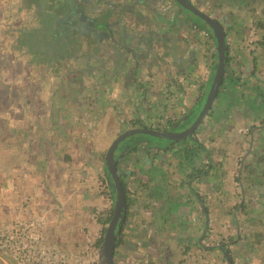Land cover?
I'll return each mask as SVG.
<instances>
[{"label":"crops","instance_id":"0c3cea01","mask_svg":"<svg viewBox=\"0 0 264 264\" xmlns=\"http://www.w3.org/2000/svg\"><path fill=\"white\" fill-rule=\"evenodd\" d=\"M164 1L77 0L74 42L62 43L60 79L66 104L42 105L39 117L32 105L25 111L19 105L0 111L1 221L11 219L23 194L34 197L37 211H54L53 201L62 206L60 194L65 207L75 206L76 198L112 203L99 192V184L117 133L113 105H122L125 114L121 131L142 121L157 130L177 115L174 95L183 94L199 75L201 54L187 42L201 43L191 29L194 23L178 6L170 23L161 12ZM190 1L228 33L229 71L237 86L215 101L199 128L203 151L193 141L172 145L146 140L118 151L119 173L128 190V220L115 264H229L224 252L232 264H264V44L252 28L254 17L264 18V0H256L253 17L244 16L245 10L237 12L234 23L217 7L218 0ZM216 58L217 52L211 51L204 61L213 68ZM209 86H202L190 102V117L183 121L195 108L199 112ZM86 113L99 124L98 135L96 129L89 139L81 136V122L72 120ZM242 129L250 131L243 134ZM241 154L242 167L236 170L234 162ZM235 180L241 184L239 191ZM209 222L213 236L208 234ZM55 226L51 232L57 245H80L63 239L62 225ZM234 230L236 236L231 235ZM212 240L225 242L230 250ZM2 263L12 264L0 252Z\"/></svg>","mask_w":264,"mask_h":264},{"label":"built area","instance_id":"2783aa9c","mask_svg":"<svg viewBox=\"0 0 264 264\" xmlns=\"http://www.w3.org/2000/svg\"><path fill=\"white\" fill-rule=\"evenodd\" d=\"M161 12L172 23L177 18V4L174 0H165L161 5ZM191 29L199 35L201 41V43L196 44L187 39L189 49L201 54L197 62L199 75L197 81L187 84L183 94L174 95V102L178 105L177 115L170 119H164L165 121L161 120L164 121L159 127L161 131H170V123L179 124L183 121L189 111L190 102L197 97L202 86L210 83L213 75L212 64L209 61H204V58L210 56L211 51L216 52L211 33L206 28L196 24H193ZM113 108L118 117V124L124 127L126 121L121 115L122 105L115 104ZM79 121L82 126L81 136L84 139L91 138L97 129L96 119L86 113ZM139 127H147V124L142 121L139 123ZM241 131L243 134H248L250 129H242ZM193 138L200 145L205 144L198 131ZM243 156L244 154H241L237 158L236 170L242 167ZM100 172L101 176H104L102 175L104 168L103 170L100 169ZM234 187L239 191L240 182L235 181ZM11 215L10 220L1 221L0 219V252L12 264H101L103 241L108 225L102 224L100 221L104 219L106 211L92 209L87 213L86 223L81 227L83 240L76 249L61 248L52 240L51 231L53 227L57 228L55 222L48 214L35 209L34 197L31 195H20ZM212 226V223L209 222V233L212 232ZM224 243L220 241L215 246L230 250V246L224 245Z\"/></svg>","mask_w":264,"mask_h":264},{"label":"trees","instance_id":"16d2710c","mask_svg":"<svg viewBox=\"0 0 264 264\" xmlns=\"http://www.w3.org/2000/svg\"><path fill=\"white\" fill-rule=\"evenodd\" d=\"M66 1L68 0L63 1V4H66ZM51 4L52 1L50 0H0V12H1L0 24L2 25L1 34L3 36L2 46H5L7 50V54L5 55L8 56L7 57L9 60L8 65L11 68H14V67H18V63L21 62L19 65L21 71L17 76V85H22L21 82L35 83V81L38 80V76L40 74L39 67L55 69L59 66L60 61H62V42L53 43L54 39L60 41V38L62 39V34L64 33V35L66 36L65 43L74 42L75 26H76L75 24L78 20L76 17L77 16L76 11H74L75 4L71 3L70 9L68 8V6L62 5L60 3H58L57 5H51ZM255 4H256V0H218L217 1V7L220 8L221 10H225L226 12H228V15L231 18L230 21L232 23H234L235 20L234 16L240 10L246 11L244 16L253 17V14L256 12V6H254ZM63 6L65 8L62 10ZM31 8L33 9V13L30 12ZM52 8L54 11L57 10L54 17L56 18L59 17L61 25L59 23L55 24L54 20H51L52 15L49 14V11ZM58 9L62 10L63 12L62 11L59 12ZM262 11L264 13V7L262 8ZM184 12L188 15L189 19H191V21L194 24L198 25L199 27L205 28V26L201 23V21L198 18H194L186 11ZM38 20L42 22V25L39 28H34V25H36ZM252 22H253L252 23L253 31H255L256 29L257 32L259 33V40H258L259 43L264 44V18L254 17ZM46 30L47 31L51 30V31L47 34ZM44 33L46 34H45V38H43L42 36L43 42L38 41L37 39L40 38L39 36L43 35ZM227 35L228 33L226 32V36ZM212 39L216 44L213 36ZM227 56H228V61L226 65V74L222 87L219 91L217 100L226 90H228L229 88L234 89V87L237 86L233 74L229 71V65L231 62V57L229 55V48H228ZM32 65H34L35 68L31 70L32 74H29L30 67H33ZM61 68L62 66L56 71H54V73H51V75L56 74V77H54V79H60V75L62 73H60L59 70ZM27 74H29V76H27ZM25 75L27 77H25ZM206 97L207 96H205L204 98L206 99ZM14 104L15 103H12V106ZM17 105L21 107V110L24 109L23 111H25V105L23 104H17ZM197 114L198 112H195V114L188 120L187 124L192 122L197 116ZM122 115L125 114L122 113ZM129 121L133 123V127H136L135 125V123H137L136 119L132 118L129 119ZM170 124H171V128L180 125V124L177 125V123H170ZM184 126L185 124H182L180 127L183 128ZM157 130L161 131L159 128ZM140 137H146V140L151 142L159 141L172 145L175 144L172 142H166L161 139L151 138L147 136H139V137H135L134 139ZM193 142L197 143L195 139H193ZM124 146H126V144ZM135 150L136 147H133V149L129 150L128 152ZM196 150L203 151L204 149L200 145L199 149ZM196 150L194 149L192 153L194 154L195 158H198V152ZM118 158L119 156L117 153L116 156L117 161ZM105 172H106V177L108 178V171L106 167H105ZM118 172H119V161H118ZM197 174H202V173L196 171V175ZM119 177L127 198L128 190L124 178L125 176L119 173ZM104 186L107 192L106 194L112 200V208L106 213L104 219L100 222L102 224L108 225L113 215L115 193L111 185L108 184L107 181H104ZM127 220H128V216L126 218V222ZM123 231H124V227L117 238L115 254H116V250L123 243ZM218 248L223 250L224 247H218Z\"/></svg>","mask_w":264,"mask_h":264},{"label":"rangeland","instance_id":"374dc122","mask_svg":"<svg viewBox=\"0 0 264 264\" xmlns=\"http://www.w3.org/2000/svg\"><path fill=\"white\" fill-rule=\"evenodd\" d=\"M50 1H52L51 5H57L58 3H60L62 5L68 6L69 9L71 8L70 4L74 3L75 4L74 11H76L77 0H68V1H66V4H63V1H65V0H50ZM32 8L30 11L31 13H33ZM64 8L65 7L63 6L62 10ZM62 10L58 9L59 12H61ZM56 11L57 10L54 11L53 8L50 9L49 14L52 15L51 20H54L55 24L59 23L61 25L59 17L58 18L54 17ZM41 25H42V22H40V20H38L36 25H34V28H39ZM96 25H97V27H96L97 29H99V27L101 26L99 23ZM1 29H2V25L0 24V111L1 110L3 111V110L8 109V108L11 109L12 103H15L13 106H16L17 104H23L26 107H28L29 105L34 106L33 110L37 111V113H34V114L38 115V114H40L39 111H40L42 105L48 106L51 104L53 106V105L64 104L63 103L64 97L62 96V80L61 79H54V77H56V75H51V73H54V71H56L61 66H63L62 61H60L59 66L55 69H48L46 67H42V68L39 67L40 74L38 76V80H36L35 83H33V82L25 83L23 81L24 83L21 82L22 85H17V76H18L19 72L21 71L20 67H19L21 62L18 63V67H14V68H11L8 65L9 64V60L7 58L8 56L5 55V54H7V50H6L5 46H2L3 36L1 34V32H2ZM50 31L51 30L47 31V34ZM194 33H196V32H194ZM45 34L46 33H44L43 35H40L39 36L40 38L37 40L40 42H43L42 36H43V38H45ZM65 41H66V36L63 33L62 39L60 38V41L57 39H54L53 43H60V42L65 43ZM73 65H74V63H72L71 67H73ZM32 66L33 67H30L29 74H32L31 70H33L35 68L34 65H32ZM60 73H62V68H61ZM29 74H27V76H29ZM27 76L25 75V77H27ZM61 76H63V75H61ZM61 78H63V77H61ZM225 84H227V83H225ZM197 108H195L191 112L192 116L195 114V112H198ZM23 113L32 115L33 112L27 113V111H26ZM112 114L114 116V113H112ZM189 115H190V113L187 115L188 118L190 117ZM38 117H39V115H38ZM81 117H83V115H81L79 117V114H76L72 118V120L74 122L75 121L79 122V119ZM114 118H115V121H114L113 127L115 128V131L117 132L115 135L117 137L120 134H122L123 132H125V131H121V129L126 127V126L122 127L121 125L118 124V117H117L116 113H115ZM98 131H99V124L97 126V132L95 133L96 135H98ZM201 138H202V135H201ZM145 140H146V137H140V138H136L133 140H129V142L126 144L124 149L132 147V145H134V143L136 141H145ZM235 164H236V161L234 162V166H233L234 168H235ZM104 181L108 182V178L106 177V175L103 177H100V184H99L100 191L99 192L103 193V195H107L106 194L107 192H106V189L104 186ZM235 181H237V180H235ZM234 182H233V184H234ZM60 192H62V191H60ZM60 195H61V197L59 196V199L62 200V201H60L62 203V206L60 203L58 204L57 201H53V203L55 204L54 208H56L54 211H53V209H43L42 208L40 212L48 214L53 219L55 224L56 223L58 225L61 224L62 225V237H63V239H66L67 241H72L71 242L72 244H74V243L79 244L83 240V234L81 232V227L83 226V224L86 223L87 213L89 211H91L92 209L93 210L94 209H100V210H103L104 212L106 211V213H107L112 208V203H109V202L95 203L94 201L91 202L92 198H90V197L84 198L83 202L82 201L78 202V200H76L77 198L76 199L74 198L76 201L75 206L68 203L67 204L68 207H65V204L63 201V200H65V198L62 196V194H60ZM81 200H82V197H81ZM211 229H212V232L211 233L208 232V234L213 236L215 234L213 226ZM234 231H236V230H234ZM234 231L232 234H234V236H236L237 231L236 232H234ZM212 242H213V244L216 243L213 240H212ZM222 243H223V241H222ZM62 248L68 249L67 246H64ZM69 249H72V248H69ZM118 249L121 251V247H119ZM118 254H119V252H118ZM118 258L121 259V255H118ZM118 261H119V259H118Z\"/></svg>","mask_w":264,"mask_h":264},{"label":"water","instance_id":"95a60500","mask_svg":"<svg viewBox=\"0 0 264 264\" xmlns=\"http://www.w3.org/2000/svg\"><path fill=\"white\" fill-rule=\"evenodd\" d=\"M175 3L194 18H198L205 28L211 33L216 42L217 58L213 65V75L208 89L207 97L199 110L195 119L178 131H158L148 127L130 128L117 136L110 145L105 155V166L108 171V184L111 185L115 193V201L112 218L106 228L103 241V259L101 264H115V249L119 234L121 233L127 212V200L118 172V161L116 156L118 151L129 142L130 138L147 136L161 139L166 142L179 144L183 141H193L194 134L202 126L204 119L208 116L217 100L219 91L222 87L226 65L228 61V44L224 27L213 17L202 12L195 7L190 0H174ZM228 263L232 261L228 253L224 252Z\"/></svg>","mask_w":264,"mask_h":264},{"label":"flooded vegetation","instance_id":"af4514ba","mask_svg":"<svg viewBox=\"0 0 264 264\" xmlns=\"http://www.w3.org/2000/svg\"><path fill=\"white\" fill-rule=\"evenodd\" d=\"M187 122H188V120H184L182 123H180V125L179 126H175V127H173V128H171L170 129V131H178V130H180V129H182L180 126L182 125V124H187ZM180 144V143H179ZM175 145V144H174ZM178 145V144H177Z\"/></svg>","mask_w":264,"mask_h":264}]
</instances>
